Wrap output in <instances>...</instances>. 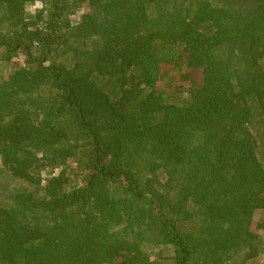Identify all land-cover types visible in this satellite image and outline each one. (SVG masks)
<instances>
[{
    "label": "trees",
    "instance_id": "16d2710c",
    "mask_svg": "<svg viewBox=\"0 0 264 264\" xmlns=\"http://www.w3.org/2000/svg\"><path fill=\"white\" fill-rule=\"evenodd\" d=\"M0 54V264L264 252V0H0Z\"/></svg>",
    "mask_w": 264,
    "mask_h": 264
},
{
    "label": "rangeland",
    "instance_id": "374dc122",
    "mask_svg": "<svg viewBox=\"0 0 264 264\" xmlns=\"http://www.w3.org/2000/svg\"><path fill=\"white\" fill-rule=\"evenodd\" d=\"M35 6L36 3L30 4L29 10L33 9ZM23 63L24 58L21 56L14 57L12 61H6L3 58V55L0 54V76L3 74V72L6 73L10 71V69ZM165 71L166 73L168 72V75L166 74L167 76H165L161 80V82L158 83V87L166 93L170 94V96H175L174 94H179L183 96L181 88H186V86L190 84V77L198 76L197 72L188 71L184 66H177L171 64L165 67ZM261 231L262 230H260L259 232ZM158 252L159 250L157 251V253H152V255H158ZM228 264H264V252H262L261 255H259L258 257L250 259L248 261H242V259H239V256H237L236 259L231 260L230 262H228Z\"/></svg>",
    "mask_w": 264,
    "mask_h": 264
}]
</instances>
